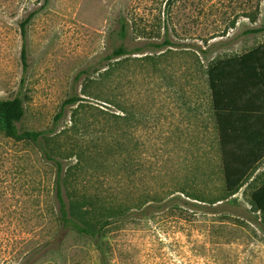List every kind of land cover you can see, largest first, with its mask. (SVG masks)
Wrapping results in <instances>:
<instances>
[{"label":"rangeland","instance_id":"1","mask_svg":"<svg viewBox=\"0 0 264 264\" xmlns=\"http://www.w3.org/2000/svg\"><path fill=\"white\" fill-rule=\"evenodd\" d=\"M43 4L0 0V98L23 100L21 130L55 131L50 147L71 174L76 153L90 157L83 167L95 169L79 172V192L120 196L129 206L167 203L109 230L112 264H264V221L250 205L264 181V162L254 186L243 188L234 205L220 207L235 214L230 222L182 202L168 204L176 196L188 200L176 192L183 187L213 197L222 191L207 73L217 62L264 44V33L245 34L264 26V0ZM35 11L27 26L24 73L20 23ZM121 19L128 24L126 39L119 36ZM166 35L174 47L149 46ZM119 47L146 50L108 61ZM73 96L82 105L66 107L56 120ZM55 178L56 167L34 146L0 132V264H20L59 233ZM35 264L100 260L89 240L70 233L57 253Z\"/></svg>","mask_w":264,"mask_h":264},{"label":"trees","instance_id":"2","mask_svg":"<svg viewBox=\"0 0 264 264\" xmlns=\"http://www.w3.org/2000/svg\"><path fill=\"white\" fill-rule=\"evenodd\" d=\"M49 3L50 0H44L42 8ZM36 14L37 11L30 13L20 23L21 62L24 73L28 69L27 26ZM120 29L119 36L126 39L128 24L125 20L121 19ZM262 33H264V26L251 28L245 32L246 35ZM149 46L156 48L155 50H162L166 47H174V43L166 35L162 43H151ZM144 50L146 49L128 50L119 47L107 60L140 54ZM207 76L221 156L220 170L224 183L222 191L213 197L209 195L210 193L192 191L183 187L176 192L188 200L176 196L168 204L173 202L172 206L177 207L179 206L177 204L182 202L191 210H197L205 215H224L223 217L229 221L235 219V214L220 210V207L225 203L234 205L237 202V194L243 188L256 183L260 177L255 179L253 177L264 162V44L242 56L217 62L208 70ZM23 83L22 80V85ZM83 101L77 96L65 101L63 110L56 120L63 118L66 107L81 106L80 103ZM24 117L25 108L20 96L12 99L0 98L1 134L12 141L31 144L47 162L56 167L54 198L57 203V212L55 215L60 231L58 233L57 230L51 240L30 252L20 264H35L39 257L57 253L58 243H62L65 236L70 233L87 239L94 245L100 264H112V247L106 241L109 230L115 226L127 224L140 216H147L148 213H153V210L164 208L167 203L156 199L145 204L137 203L129 206L120 196L111 197L79 192L78 189H82L83 185L79 172L83 171V168L95 169L92 165L83 167L85 163L90 164V157L86 155L87 159H85L83 152L76 153L74 156L77 163L72 166L71 169L74 172L71 174L50 147L55 131L21 130L19 124ZM74 123L77 126V122ZM250 205L254 212L260 215V222H263L264 181L252 193Z\"/></svg>","mask_w":264,"mask_h":264},{"label":"crops","instance_id":"3","mask_svg":"<svg viewBox=\"0 0 264 264\" xmlns=\"http://www.w3.org/2000/svg\"><path fill=\"white\" fill-rule=\"evenodd\" d=\"M260 170V169H259Z\"/></svg>","mask_w":264,"mask_h":264}]
</instances>
